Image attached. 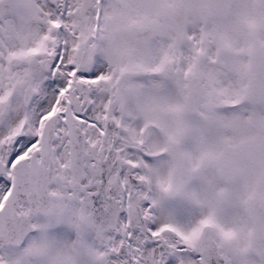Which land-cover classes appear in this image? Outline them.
Instances as JSON below:
<instances>
[{"label":"snow or ice","instance_id":"1","mask_svg":"<svg viewBox=\"0 0 264 264\" xmlns=\"http://www.w3.org/2000/svg\"><path fill=\"white\" fill-rule=\"evenodd\" d=\"M0 264H264V0H0Z\"/></svg>","mask_w":264,"mask_h":264}]
</instances>
